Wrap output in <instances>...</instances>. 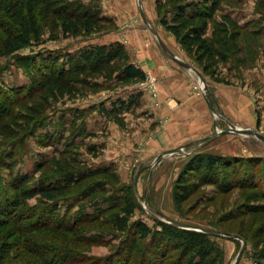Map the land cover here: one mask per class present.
<instances>
[{
	"label": "rangeland",
	"instance_id": "1",
	"mask_svg": "<svg viewBox=\"0 0 264 264\" xmlns=\"http://www.w3.org/2000/svg\"><path fill=\"white\" fill-rule=\"evenodd\" d=\"M186 2L202 3L203 0ZM171 4L169 0H140V5L138 0H59L58 6L53 5L56 6L55 9L62 8L69 13L86 14L88 18L90 12L104 21H99L89 36L83 33L73 36L62 35L54 18L49 16L38 46L22 50L16 56L0 59V84L7 89L29 86L37 76L31 63L22 60L35 54L40 56L36 59L37 63H40L41 57L42 60L52 56L58 59V68L67 71L72 68L70 62L82 58L84 52L97 47L109 49L119 44L131 63V56L126 49L128 43L121 39V42L115 41L118 39L115 36L120 34L129 39L136 33L137 37L139 36L137 51L146 52L154 47L156 51L164 54L165 60L177 65L160 48L151 32L153 29L163 44L164 39L170 45L171 51L164 44L170 53L173 54L172 50L176 52L184 63L202 76L207 91H200L202 84L198 76L188 70L189 84L186 94L193 100L196 115L201 116L197 122L190 114L187 125L183 126L186 127L185 131L181 132V139L178 138L182 145L179 147H183V154L165 156L158 165L138 176L135 195L140 207L128 220L127 226L140 221L151 228L154 223L150 215L159 213L175 222L200 230L206 228L228 231L233 236L238 234L245 239H242L245 249L237 264L263 263L264 213L257 211L256 214H249L247 211L255 206L264 207L263 197L253 200V194H260L259 189L226 191V187L218 188L215 184L205 182L201 180L202 177L199 178L200 174L194 172L189 179H184L188 186H196V191L190 199L180 208H176L173 195L180 191L175 185L178 177L185 176L187 164L196 155L225 158L234 170L233 177L238 176L239 171L249 169L248 161L252 162L258 158L264 161V144L254 137L233 133L217 135L228 129V124H231L239 129L254 130L264 136V0H221L214 16L206 21L207 26L202 38L206 43H213L212 48L216 51L222 50V47L227 49L225 53L228 57L224 62L216 56H208L204 46L184 40V37L193 31L189 29L193 25L187 24L184 27L185 21L176 19L174 11L169 9ZM157 10H160V15ZM141 11L149 26L144 22ZM163 16L167 21L171 17L176 19L173 18V27H179L178 40L167 27L161 25ZM121 17L125 20L122 23L119 22ZM223 17L230 18L236 29L230 21L224 22ZM231 35L234 36V42L223 44ZM145 55L142 56L145 58ZM148 59H151V56ZM103 61L97 67L94 64L92 66L90 62H81L80 67H83L74 73L75 83L55 79L38 93L33 92L29 98L13 106L12 117L17 118L16 125H13L12 117L5 119L4 122L10 131L1 133L5 139H11L14 131L27 127L28 117L33 119L37 112H44L46 120L42 127L37 128L20 144H7L3 148L0 138V192L7 188L13 177L32 174L36 164L47 160L50 161L45 165L43 174L50 175L53 172L65 175L74 171L78 173L105 170V174L85 179L75 189L68 191L67 196L76 194L75 203L69 198L70 200L60 201L57 205L59 215H64L70 205L73 207L72 213H77L79 207L83 206L90 215L93 214L95 205L81 201V197L77 196L84 195V190L89 184H104L105 189L111 191L109 196L114 197V190L123 189L129 184L131 186V181L140 168L151 166L158 155L168 151L171 143H167L165 138L175 125L170 124L168 116L157 120L153 118V113H141L140 108L142 96L154 101V106L159 108L157 78L147 76L152 79V87L155 89L153 97L146 87V72L143 81H124L120 76L127 62L118 61L116 58L108 62ZM44 71L43 73L48 75V71ZM54 89L55 91H51ZM204 96L214 107L215 113L208 108ZM250 117H253V122L249 124ZM46 137H53V143L44 147L39 145L38 141ZM189 141H192L190 145L186 143ZM237 161H240L241 167L236 165ZM4 162L12 164V170L3 165ZM42 175L37 173L34 182ZM256 175L258 174H255V181L258 180ZM249 176L247 180L254 177ZM94 192L99 196L105 195H100L97 190ZM67 196L63 198H68ZM34 204L35 199L29 201L30 206ZM119 214L124 216V213ZM98 230L112 232L111 227L96 222L80 225L70 233L29 236L39 243L67 246L90 258H108L123 234L118 233L117 238L110 241V245L82 239L84 235L96 234ZM103 238L109 240L110 236ZM215 241L223 251L221 264H232L241 243L223 238ZM3 244L5 253L0 252V264H40L36 257H31L21 250L8 248L6 242ZM119 260L122 261L123 256Z\"/></svg>",
	"mask_w": 264,
	"mask_h": 264
},
{
	"label": "trees",
	"instance_id": "2",
	"mask_svg": "<svg viewBox=\"0 0 264 264\" xmlns=\"http://www.w3.org/2000/svg\"><path fill=\"white\" fill-rule=\"evenodd\" d=\"M186 1L169 0L172 3L169 5L171 6L169 9L174 11L176 19L184 20V27L187 24L194 26L189 28L193 31L187 37H184V40L197 46L202 45L208 56H216L221 62L226 61L228 57V54L225 53L226 48L222 47V50L216 51L212 48L214 45L211 44L213 43H206L202 38L207 26L206 21L214 16L221 0H203L202 3H189ZM54 4L58 6L59 0H0V59L16 56L22 50L32 48L31 46H38L44 35V24L49 16L54 18L57 29L62 35L76 36L83 33L89 36L94 32L98 22L104 21L90 12H88L90 18H88L86 14L69 13L62 8L55 9ZM157 12L160 15V10H157ZM226 17H223L224 22L230 21L229 23L236 29L234 22ZM173 18L171 17L167 21L166 17L163 16L160 22L178 40L179 27H173L175 19ZM230 41L234 42L233 35L227 37V41L224 40L223 44H228ZM37 57H40L39 54L30 55L22 60L31 63L30 65L37 76L29 86L7 89L0 84V138L4 145L3 148L7 144L9 146L20 144L31 136L37 128L42 127L46 120L44 112H37L33 119L28 117L27 127L17 130V132L14 131L15 134L11 139H5L4 134L10 131L4 121L12 117L13 106L29 98L33 92L38 93L45 85L55 79L65 80V83L69 81L75 83L74 73L83 67H80L81 62H85V64L90 62L92 66L94 64L97 67L104 62L103 60L108 62L116 58L118 61L127 62L121 70L120 78L122 80L143 81L145 78L144 72L140 68L128 62V57L119 44H115L109 49L97 47L84 52L82 58H79L76 62H70L72 68L67 71L58 68L57 58L50 56L41 60V57L40 63H37ZM44 63L45 65H43ZM24 66L22 65V67ZM44 69L48 71V75L43 73L45 72ZM202 74L204 75V73ZM51 91H55V89ZM16 119V117H12L13 125H16ZM52 139L53 137H46L39 140L38 144L43 147L50 146L53 143ZM261 160L262 158L252 160V162L248 161L249 169L241 170L238 176L233 177L234 170L230 168V163L225 158L202 154L192 157L184 171L185 176H179L176 181L175 185L180 191L178 194L175 192L173 195L174 206L180 208L196 191L194 184L188 186L184 182V179H189L191 173L194 172L200 174L199 178L202 177L201 180L205 182L215 184L218 188L226 187V191L232 189H259L260 194H253V200L256 197L264 198V183H262L264 182V161ZM48 161L50 160L36 164L32 174L13 177L7 188L1 190L0 252H3V243L6 242L8 248L21 250L31 257H36L37 260H40V264H221L223 262L222 248L215 241L220 237L194 230L179 229L151 217L150 219L154 223L151 228L140 221L127 226L128 220L140 207L138 198L133 193L130 184L123 189L114 190V197H110L109 193L111 191L106 190L104 184L91 183L84 190V195L77 196L81 197V201H88L92 206L95 205L93 214L89 215L83 206L79 207L77 213H72L73 207L70 205L64 215H59L58 202L73 199L75 203L76 194L67 196L68 191L75 189L81 181L105 174L107 171H81L78 173L74 171L65 175L53 172L50 175L43 174ZM260 161L262 164H260ZM3 165L11 170L13 168L10 163L4 162ZM236 165L241 167L240 161H237ZM37 173L43 175L35 179L36 182H34L33 179ZM256 173L258 174V176L256 175L258 180L255 181ZM249 175L254 176L252 180H247ZM137 179L138 177L135 184ZM32 183L35 184L31 185ZM94 190H97L100 195H105L99 196ZM65 196L68 198H63ZM32 199H35V204L30 206L29 201ZM247 211L249 214H256L257 211L258 213H264V207L255 206ZM119 213H124V216ZM96 222L111 227L112 232L98 230L96 234L84 235L83 240L101 245H110V241L117 238L118 233L123 234L119 238L116 249L108 258H90L67 248V246L39 243L29 236L35 237L57 232L70 233L78 229L80 225ZM201 230L217 231L225 235L232 234L228 231L216 229L202 228ZM108 235L110 236L109 240L103 238V236ZM236 236L245 241L240 235L236 234ZM121 256H123L122 261L119 260ZM258 264H264V262Z\"/></svg>",
	"mask_w": 264,
	"mask_h": 264
},
{
	"label": "crops",
	"instance_id": "3",
	"mask_svg": "<svg viewBox=\"0 0 264 264\" xmlns=\"http://www.w3.org/2000/svg\"><path fill=\"white\" fill-rule=\"evenodd\" d=\"M124 21V18H119L120 23ZM115 37L118 38L115 40L116 42H121V40H123L128 43V47L126 49L128 51V54L131 56V63L137 68H140L144 73L146 72V77L154 76L158 80L159 108L157 109L154 106V101H149L150 99L148 97L142 96V101L140 102V108L142 109L141 113H153V118H156L157 120L162 116H168L170 118V124L175 125V127L169 131L168 136L165 138L167 143H171L169 145V149H174L177 148V146H182L179 143L180 141L178 140V138L180 137L181 139V132L185 131L184 128L186 127L183 126L187 125V118H189L190 114H192V118L196 119L198 122V117L201 116L196 115L195 110H193V100L190 97H187L186 94V90L189 84L188 70L173 64L170 60H168L170 62L165 60L166 57L164 56V54H162L160 51H156L154 47H151L146 52L143 50L137 51V39L139 36L137 37L136 33H134L133 36H131L129 39L123 34L117 35ZM163 41L165 46H167V48L171 51L170 45L164 39ZM172 52L176 58L183 62V59L176 52H174L173 50ZM143 54H146L145 58L142 56ZM150 56L151 59H148V57ZM252 118L253 117L249 118V124L253 122ZM191 142L192 141L186 143L190 145Z\"/></svg>",
	"mask_w": 264,
	"mask_h": 264
},
{
	"label": "water",
	"instance_id": "4",
	"mask_svg": "<svg viewBox=\"0 0 264 264\" xmlns=\"http://www.w3.org/2000/svg\"><path fill=\"white\" fill-rule=\"evenodd\" d=\"M138 3L140 5V0H138ZM139 9L141 10V6H139ZM141 16H142L144 22L146 23V25L149 26V24L147 22V19H146L145 15H144V13L142 11H141ZM151 32L156 37L160 48L163 50V52L165 54H167L169 56V58L171 60H173L179 67L187 69V70H190V71L194 72L198 76L201 84L203 85L202 90H203V92L206 93L207 88H206V86L204 84V80H203L202 76L197 71H195L190 65L180 61L172 53H170L165 48L164 44L159 40V38L157 37V34L155 33V31H153V29H151ZM204 100H205L208 108L210 109V111L215 113L214 107L210 104V102L208 101L206 96H204ZM228 126H229L228 129H226L224 131H221L217 135L233 133V134L242 135V136H252V137H254L255 139H257L258 141H260L261 143L264 144V136L262 134H259L258 132L254 131V130H250V129H245V130L244 129H239V128H236V127L232 126L231 124H228ZM174 154H183V147L174 148V149L168 150V151L158 155L151 166L142 168L139 172H137L136 175L133 177V179L131 181V188H132L133 193L135 194V180L141 173H143L145 171H148V170H151L154 166L158 165L163 157L174 155ZM150 217L153 218L154 220H158L160 222L169 224V225L177 227L179 229L194 230V231L204 232V233L209 234V235H214V236H217V237H220V238H226L228 240H237V241H239L241 243V246H240V249H239V251H238V253H237L236 257H235V260H234V262L232 264H237L239 262V260H240V258L242 256V253H243V251L245 249L244 241L242 239H240L239 237H237V236L225 235V234L217 232V231H207V230L196 229V228H193L191 226L175 222L174 220H171V219H169L167 217H164V216H162L159 213L151 214Z\"/></svg>",
	"mask_w": 264,
	"mask_h": 264
},
{
	"label": "built area",
	"instance_id": "5",
	"mask_svg": "<svg viewBox=\"0 0 264 264\" xmlns=\"http://www.w3.org/2000/svg\"><path fill=\"white\" fill-rule=\"evenodd\" d=\"M147 78V83H146V87H148L149 91L151 92L152 96L155 97V89L152 87V79L149 77ZM153 90V91H152ZM201 92H203L202 88L200 89Z\"/></svg>",
	"mask_w": 264,
	"mask_h": 264
},
{
	"label": "bare ground",
	"instance_id": "6",
	"mask_svg": "<svg viewBox=\"0 0 264 264\" xmlns=\"http://www.w3.org/2000/svg\"><path fill=\"white\" fill-rule=\"evenodd\" d=\"M160 41H161V40H160ZM200 83H201V82H200ZM202 87H203V85H202V86L200 85V88H202Z\"/></svg>",
	"mask_w": 264,
	"mask_h": 264
}]
</instances>
